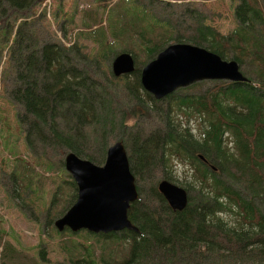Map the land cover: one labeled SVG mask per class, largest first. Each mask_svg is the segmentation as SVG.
I'll return each mask as SVG.
<instances>
[{
  "label": "trees",
  "instance_id": "1",
  "mask_svg": "<svg viewBox=\"0 0 264 264\" xmlns=\"http://www.w3.org/2000/svg\"><path fill=\"white\" fill-rule=\"evenodd\" d=\"M41 1L0 0V64L5 60L13 77L7 93L18 108L27 151H53L60 157L72 153L100 165L107 144L119 141L137 184L138 197L127 210L136 231H58L45 215L51 210L35 214L39 222L21 214L36 227V240L25 251L13 237L10 264H20L21 252L27 253V264H219L221 254H230L239 264H264V0H219L235 23L229 35L218 33L214 18L206 21L191 11L194 28H188L185 37L178 34L181 22L173 5L168 12H157L152 2L117 0L116 12L119 3L130 6L124 10L129 19L115 28L114 13L105 9L87 39L88 54L83 52L86 45L66 47L48 34L44 43L34 45ZM123 43L126 46L119 47ZM169 43L191 44L221 60H233L246 81H202L154 100L140 86L137 57L149 61ZM127 52L136 54L134 71L116 77L110 60ZM85 59L102 65L105 79L73 62ZM129 77L133 84H128ZM207 84L204 91L201 86ZM181 113L195 114L200 130L190 133ZM134 118L144 121L128 126ZM139 126L137 135H131ZM227 132L237 157L223 145ZM174 162L192 175L189 183L166 177L186 193L181 211H172L156 189L157 176L165 177ZM138 184L146 185V191ZM67 187L60 188L59 199L66 197ZM34 198L39 197L28 195L27 207ZM68 199L52 213L60 216L73 202V197ZM221 215H227V221ZM7 244L0 251V264L8 263Z\"/></svg>",
  "mask_w": 264,
  "mask_h": 264
},
{
  "label": "rangeland",
  "instance_id": "2",
  "mask_svg": "<svg viewBox=\"0 0 264 264\" xmlns=\"http://www.w3.org/2000/svg\"><path fill=\"white\" fill-rule=\"evenodd\" d=\"M116 2L117 0H42L41 4L36 9L37 14H39L41 18L40 21L35 23V30L32 33L36 38L34 45L36 46L44 43L48 34L52 42L62 44L66 47L76 45L81 49L84 48L83 45H86L83 52L88 54L91 47H89L90 45L87 39L92 32L99 27L97 23L101 22L99 18H104L105 9L110 8L111 12L114 13L115 28H119L129 19L128 16H124V10L129 9L130 6L121 5V3H119L118 5L121 6V10L116 12ZM150 2H152V5L157 4V12L162 10L168 12V6L171 7L173 5L172 11L174 13L176 11L177 14H175V17L178 16L177 21L181 22L178 28L177 25H175L180 36L185 37L187 34L186 30L191 28V26L194 28V22L191 16L193 13L205 18L206 21H208L207 18H214L217 31L220 35H229L235 29V23L231 17L229 8H225L219 0H136L137 4L143 5L149 4ZM191 11L193 13H190ZM195 18L197 20V16H195ZM18 22L19 20L16 21V23ZM101 25L103 28L106 27L102 23ZM107 29L109 28L107 27ZM122 38L123 36H120L117 40L119 41ZM100 42V45L103 47L104 44L110 43L111 39L109 38L106 43L102 40ZM124 46H126V43L119 45L121 48ZM31 48L33 47L31 46ZM96 49L97 48H94L93 50ZM2 56L5 58L4 52ZM132 56L136 64V54L134 53ZM137 61L140 64V68L148 62L141 58L140 54L137 57ZM4 62L5 60L0 64V251L8 241L6 248L9 257V254L13 252V237L25 248V251H27V245H30L36 240V227L31 225L27 219H23L21 214L26 213V217L39 222V220H37L39 215L35 214L44 215L46 211L48 212L51 210L50 213H46L45 215L47 218H50V227H54V221L60 218L74 203L76 188L74 184L73 188L71 187L73 182L65 170L63 171L66 174L62 173L65 155L60 157L53 151H49V153L41 150L36 151V153L27 151L24 135L21 133L22 131H19L18 127L19 123L16 116L18 108L9 100V94L7 93L9 81H11L13 77L8 72L10 69L6 67ZM73 62L81 68L90 69V71L95 72L96 75L105 79L106 71L101 70L103 66L99 65L97 62H87L86 59L79 62L73 60ZM131 77L128 79V84H133ZM200 82H195L193 84ZM208 85L209 84L201 86V88L206 91V86ZM15 86H17V84H15ZM9 88L11 87L9 86ZM188 93L189 92H185L184 94L187 95ZM127 105L132 106V102H127ZM180 119L184 123L186 121L188 122V126L191 128L190 133H196L201 128V124L196 120L195 114L187 117L181 113ZM142 121H144V119L134 118L128 123V126ZM141 128L142 127L139 126L131 135H137L136 132H139ZM223 138L224 147L229 153L231 152L237 157L238 152L230 133L227 132ZM127 139V136H125L123 141H127ZM114 142L115 140H111L107 144L106 149ZM81 160L87 159L82 158ZM101 164L102 163H100V165ZM166 171L168 174H166L165 177L162 178L160 174L157 176V182L161 180L169 182L166 180L167 176H170L167 177L169 180H177L178 182L184 181L189 183L192 181L191 171L186 172V169L181 168L179 163L174 162L172 169ZM183 171L185 174H183ZM10 185L12 186L10 187ZM174 185L181 187L178 184ZM62 186L70 187H67L68 190H65L66 192L63 190V192L67 194L66 197L64 199H59L62 193L59 190ZM138 187L140 190L144 191L147 189V186L143 184H138ZM31 194L39 198L37 200L34 198L36 202H33L27 207V203H29L28 195ZM145 194L143 193L142 197H144ZM68 197L69 201L73 197L72 204L60 216L54 215L52 213V208L57 207L61 209V207L64 206L63 202ZM142 197L139 195L141 200ZM52 198L54 200L53 204L48 207ZM40 207L44 210L41 213H37L36 210ZM60 212L61 211H58L57 214ZM221 217L224 218V221L228 219L227 215H221ZM4 233H6V235H4ZM66 245L69 246L68 243H66ZM14 251L17 252V249H14ZM21 254L24 256V259L21 260L20 264H27V253L21 252ZM221 255L223 256H221L219 264H239L232 260L233 256H230V254ZM45 257L49 258L50 253L46 254ZM55 260H59V258L55 257ZM12 261L13 259L9 257L7 264H10Z\"/></svg>",
  "mask_w": 264,
  "mask_h": 264
},
{
  "label": "water",
  "instance_id": "3",
  "mask_svg": "<svg viewBox=\"0 0 264 264\" xmlns=\"http://www.w3.org/2000/svg\"><path fill=\"white\" fill-rule=\"evenodd\" d=\"M110 70L114 76L131 74L134 62L129 54L113 58ZM140 86L154 99H160L179 88L200 81L244 82L246 79L233 60L189 44H170L139 73ZM63 168L76 188L74 203L56 219L54 228L65 227L76 233L108 234L122 230L136 231L127 219V210L138 197L134 177L129 171L123 145L115 141L106 149L101 165H93L72 153L65 154ZM156 189L172 211L186 205L184 189L161 180Z\"/></svg>",
  "mask_w": 264,
  "mask_h": 264
}]
</instances>
